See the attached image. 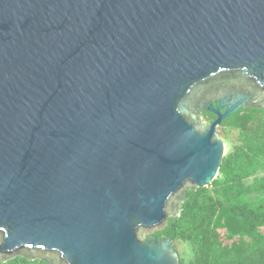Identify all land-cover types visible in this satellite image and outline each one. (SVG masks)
Returning <instances> with one entry per match:
<instances>
[{
    "label": "water",
    "instance_id": "95a60500",
    "mask_svg": "<svg viewBox=\"0 0 264 264\" xmlns=\"http://www.w3.org/2000/svg\"><path fill=\"white\" fill-rule=\"evenodd\" d=\"M249 108L264 0H0V262L180 264L156 232Z\"/></svg>",
    "mask_w": 264,
    "mask_h": 264
},
{
    "label": "trees",
    "instance_id": "16d2710c",
    "mask_svg": "<svg viewBox=\"0 0 264 264\" xmlns=\"http://www.w3.org/2000/svg\"><path fill=\"white\" fill-rule=\"evenodd\" d=\"M201 114L209 123L216 118ZM229 130L238 132V143ZM220 135L232 150L218 177L188 192L181 216L156 235L173 239L180 264H264V110H239L222 122ZM6 264L45 263L19 257Z\"/></svg>",
    "mask_w": 264,
    "mask_h": 264
},
{
    "label": "rangeland",
    "instance_id": "374dc122",
    "mask_svg": "<svg viewBox=\"0 0 264 264\" xmlns=\"http://www.w3.org/2000/svg\"><path fill=\"white\" fill-rule=\"evenodd\" d=\"M204 122H207L206 119L204 118ZM208 123V122H207ZM221 136V135H220ZM227 136L228 138L234 142V143H238V132L234 131V130H229L227 131ZM233 145V144H232ZM234 146V145H233ZM232 150V146H230V144L226 143V152L228 151L229 148ZM264 232V229L262 230ZM222 235H224V231H221Z\"/></svg>",
    "mask_w": 264,
    "mask_h": 264
},
{
    "label": "flooded vegetation",
    "instance_id": "af4514ba",
    "mask_svg": "<svg viewBox=\"0 0 264 264\" xmlns=\"http://www.w3.org/2000/svg\"><path fill=\"white\" fill-rule=\"evenodd\" d=\"M221 127V126H220ZM219 133H220V128H219Z\"/></svg>",
    "mask_w": 264,
    "mask_h": 264
}]
</instances>
